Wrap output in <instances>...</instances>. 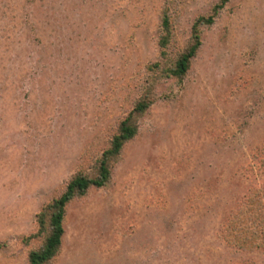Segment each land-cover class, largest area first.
Listing matches in <instances>:
<instances>
[{"label":"rangeland","instance_id":"1","mask_svg":"<svg viewBox=\"0 0 264 264\" xmlns=\"http://www.w3.org/2000/svg\"><path fill=\"white\" fill-rule=\"evenodd\" d=\"M216 2L0 0V264H28L38 211L147 90L111 179L67 203L51 264H264L221 232L264 181V0L200 26L180 81L151 69L164 7L174 58Z\"/></svg>","mask_w":264,"mask_h":264},{"label":"trees","instance_id":"2","mask_svg":"<svg viewBox=\"0 0 264 264\" xmlns=\"http://www.w3.org/2000/svg\"><path fill=\"white\" fill-rule=\"evenodd\" d=\"M227 0H218L208 15H200L193 21L190 38L185 48L176 57H169L171 42V23L167 7L162 11L160 29L157 37L159 61L151 69L156 77L173 76L183 79L191 66V59L201 45L200 26L213 22L214 15ZM149 91L135 101L133 107L119 121L115 132L95 159L90 171L78 170L67 181L62 193L44 204L36 214L37 231L32 236L41 237V244L28 253V264H51L60 250L64 234L63 219L67 203L87 193L91 187H102L111 179L112 166L122 152L123 146L138 132L139 119L152 103ZM264 162V160H263ZM222 239L231 247L243 251L264 249V181L253 186L229 214L221 228ZM26 238V240H27Z\"/></svg>","mask_w":264,"mask_h":264}]
</instances>
